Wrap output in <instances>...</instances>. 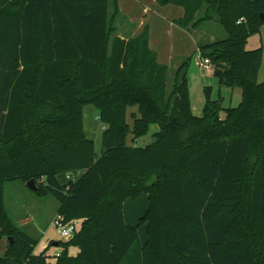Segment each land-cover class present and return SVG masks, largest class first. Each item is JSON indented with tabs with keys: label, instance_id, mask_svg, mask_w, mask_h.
Segmentation results:
<instances>
[{
	"label": "trees",
	"instance_id": "16d2710c",
	"mask_svg": "<svg viewBox=\"0 0 264 264\" xmlns=\"http://www.w3.org/2000/svg\"><path fill=\"white\" fill-rule=\"evenodd\" d=\"M156 2L182 8L174 24L189 33L223 26L227 39L197 42L195 53L221 85L241 90L237 107L212 101L195 116L192 56L169 92L170 68L149 28L115 36L117 0H0V238L14 240L0 264L46 261L6 210L5 186L15 181H34L33 193L53 197L66 223L82 221L59 242L58 264H264L263 54L246 48L264 25V0ZM87 105L105 124L99 156L84 130ZM152 125L153 142L136 146ZM144 193L146 213L127 224L125 202Z\"/></svg>",
	"mask_w": 264,
	"mask_h": 264
},
{
	"label": "rangeland",
	"instance_id": "374dc122",
	"mask_svg": "<svg viewBox=\"0 0 264 264\" xmlns=\"http://www.w3.org/2000/svg\"><path fill=\"white\" fill-rule=\"evenodd\" d=\"M172 6L169 8H180ZM204 12L205 10L199 15L203 16ZM139 23L140 21H133V27L137 29ZM172 30L165 33L159 29L155 30L154 36L152 37V47H160L162 62L164 61L168 64L171 59H183L192 56L187 70L188 98L192 113L195 116L201 117L206 104L212 101H221L224 108L237 107L242 100L241 90L239 88L232 89L221 85L218 79L214 77L211 66L209 68L204 66L200 61V53H195L198 51L197 42L207 44L213 41L227 39L228 35L223 26L215 21L206 22L198 31V34L193 35L184 31L179 26ZM246 48L248 50L262 48L263 58L259 74V82L262 83L264 82V25L261 27L259 34L252 35L249 38ZM169 55H171V58H168ZM176 71L177 67L173 65L168 79L169 92L172 90ZM130 113L131 111L128 114V119L132 123ZM220 116L221 118H225L227 116L226 111H222ZM83 117L85 133L89 139L94 141L95 150L99 156L102 150V134L105 124L100 120V112L94 105L84 107ZM156 131H158V126L152 125L149 133L145 137L140 138L135 145L145 147L151 144L153 142V134ZM128 141L131 143V136H129ZM5 206L14 225L28 234L32 239L39 241L35 248L37 252L45 244L49 245L48 248L55 250L52 246L53 243L69 241L62 239L53 225L59 208L57 201L53 197H41L34 194L27 183L21 181L9 182L5 186ZM148 207L149 199L145 193L136 199L126 201L123 208L126 223L133 226L137 225L140 218L146 213ZM73 222H77L80 227L82 225V221ZM146 229L147 226L145 225L139 228V236L142 244L145 243L147 238ZM5 240L6 238H4ZM2 244L4 243L1 241L0 246ZM46 251L47 249L43 251L44 254H46Z\"/></svg>",
	"mask_w": 264,
	"mask_h": 264
},
{
	"label": "crops",
	"instance_id": "0c3cea01",
	"mask_svg": "<svg viewBox=\"0 0 264 264\" xmlns=\"http://www.w3.org/2000/svg\"><path fill=\"white\" fill-rule=\"evenodd\" d=\"M117 2H118V9L120 13L122 14V16L119 17L117 20V23H116L117 32L115 36L122 38V39L133 38L141 34L145 27H148L149 34H150V47L154 52H156L159 62L161 64L169 66L170 70L172 69L173 65L177 67L178 69V67L180 66V64L185 58L171 59L169 64L165 63L164 61L162 62L161 49L160 47H152V37L154 36V32L157 29L162 30V32L165 33L168 31H173L172 29L177 28V25L174 24L173 20H177L176 18L179 19L180 17L183 16V9L182 8H176V9L169 8L171 5L162 7L157 4L156 0H117ZM110 9H111V12H113V8L111 7ZM133 21H138V22L140 21L139 27L137 29L133 27ZM183 30L187 31L185 29ZM189 34H192V33H189ZM195 34H198V33H195ZM168 58H171V55H169ZM130 111L131 113H134V112L136 114L138 113L137 108H131L129 112ZM128 122L131 125L133 123V121L132 123H130L129 119H128ZM61 177L63 178V180ZM60 179L61 181L68 180L66 175H61ZM1 241L4 244L0 246V258L4 256V254L7 251V240L4 241V238H0V242ZM48 246L49 245H46V244L43 245L38 252L35 249L34 255L38 256L42 254V252L45 249H47L46 254H45L46 261L44 264H58L57 254L58 253L61 254L63 249L59 250V247L56 246L55 243H53L52 245L53 248H55V250L48 248ZM78 252H79L78 248L69 249V254L71 256H76Z\"/></svg>",
	"mask_w": 264,
	"mask_h": 264
},
{
	"label": "built area",
	"instance_id": "2783aa9c",
	"mask_svg": "<svg viewBox=\"0 0 264 264\" xmlns=\"http://www.w3.org/2000/svg\"><path fill=\"white\" fill-rule=\"evenodd\" d=\"M201 62L207 68L210 67L209 60H203ZM67 179L70 180L71 177L67 175ZM53 225L57 229L58 234L62 237V239L65 240H71L80 229V226L77 222L66 223L62 216H56V218L53 221ZM60 255L61 254L58 253L57 257H59Z\"/></svg>",
	"mask_w": 264,
	"mask_h": 264
},
{
	"label": "water",
	"instance_id": "95a60500",
	"mask_svg": "<svg viewBox=\"0 0 264 264\" xmlns=\"http://www.w3.org/2000/svg\"><path fill=\"white\" fill-rule=\"evenodd\" d=\"M261 19L264 20V14H261ZM28 186H29V188H31L33 191H36V190H37V188H36V186H35V184H34V181H30V182L28 183ZM7 241H8L11 245L14 244V240H13V238H8ZM55 245L58 246L59 243H55Z\"/></svg>",
	"mask_w": 264,
	"mask_h": 264
}]
</instances>
